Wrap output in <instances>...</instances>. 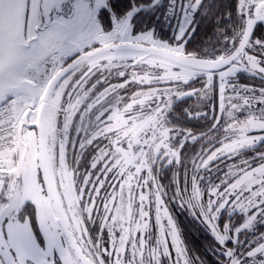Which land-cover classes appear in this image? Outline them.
Returning <instances> with one entry per match:
<instances>
[{
	"label": "snow or ice",
	"instance_id": "snow-or-ice-1",
	"mask_svg": "<svg viewBox=\"0 0 264 264\" xmlns=\"http://www.w3.org/2000/svg\"><path fill=\"white\" fill-rule=\"evenodd\" d=\"M0 264H264V0H0Z\"/></svg>",
	"mask_w": 264,
	"mask_h": 264
},
{
	"label": "trees",
	"instance_id": "trees-1",
	"mask_svg": "<svg viewBox=\"0 0 264 264\" xmlns=\"http://www.w3.org/2000/svg\"><path fill=\"white\" fill-rule=\"evenodd\" d=\"M208 34H211V29L208 30ZM203 38V37H202ZM195 101L194 98L187 101V104H192ZM193 124H196L197 122L193 121ZM188 126H192L191 124ZM178 218L182 224V226H185V236L186 238L191 242L192 245H194L197 249H200V246L206 242H208L209 238L207 234L204 232H198L193 233L191 226L188 225V218L183 213H177Z\"/></svg>",
	"mask_w": 264,
	"mask_h": 264
},
{
	"label": "rangeland",
	"instance_id": "rangeland-1",
	"mask_svg": "<svg viewBox=\"0 0 264 264\" xmlns=\"http://www.w3.org/2000/svg\"><path fill=\"white\" fill-rule=\"evenodd\" d=\"M199 86H200L199 84L196 85V87H199ZM193 98L195 99V97H193ZM193 103H194V102H193Z\"/></svg>",
	"mask_w": 264,
	"mask_h": 264
}]
</instances>
